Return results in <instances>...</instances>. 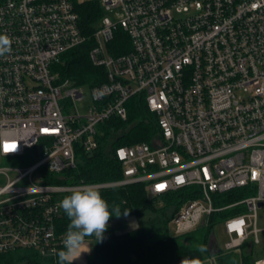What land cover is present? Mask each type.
<instances>
[{
  "label": "built area",
  "instance_id": "built-area-1",
  "mask_svg": "<svg viewBox=\"0 0 264 264\" xmlns=\"http://www.w3.org/2000/svg\"><path fill=\"white\" fill-rule=\"evenodd\" d=\"M87 1L0 0V34L12 40L0 57V156L30 161L0 166V252L21 247L56 256L65 238L55 232L60 202L86 184L142 183L152 196L191 186L172 216L176 234L240 206L222 220L221 249L262 243L264 0H96L104 14L89 33L78 8ZM88 41L91 63L106 80L88 86L92 100L82 113L84 86L62 79L54 64ZM136 95L155 113L157 134L114 147L122 179L43 181L45 171L77 167L79 147L93 152L98 125L112 115L126 120V102ZM242 188V199L214 202ZM256 257L254 264H264V254Z\"/></svg>",
  "mask_w": 264,
  "mask_h": 264
},
{
  "label": "trees",
  "instance_id": "trees-1",
  "mask_svg": "<svg viewBox=\"0 0 264 264\" xmlns=\"http://www.w3.org/2000/svg\"><path fill=\"white\" fill-rule=\"evenodd\" d=\"M80 22L86 32H91L98 17L104 14L98 1L82 2L78 6ZM92 41L68 50L61 56V60L54 64L62 79H69L75 86H94L106 80L104 69L91 63L89 58ZM128 116L121 120L116 115L101 122L99 128V144L93 152L78 151L77 167L66 170L61 174L49 171L43 173V181L49 184H82L100 183L122 179V164L114 154V147L135 142H152L157 134V119L155 113L150 112L143 95L132 96L126 102ZM30 162L26 156H15ZM1 160V156H0ZM193 188L171 191V193L152 196L142 183H128V185L114 186V188H100L101 195L109 204L119 206L121 216H112L109 222L132 214L141 216L150 212L147 220H141L135 229L115 231L108 226L103 242H96L93 250L86 256L87 264H180L182 259L191 261L199 259L203 264L206 256L215 264H254L256 244L247 240L239 248L226 251L219 246L212 252L210 241L217 223L233 214H238L243 207H229L209 215L207 221L200 226L206 227V234L199 246L181 241L184 234H175L168 231V224L173 214L192 195ZM248 195L246 188L234 189L223 194H216L214 202L218 205L242 199ZM162 205L156 204L158 200ZM55 232L59 235L66 234L70 223L62 209L61 215L56 218ZM95 239V237H93ZM88 239V238H86ZM214 241V239L212 240ZM207 246L208 251L201 253L199 247ZM63 249L61 245L58 251ZM0 264H59L58 256H42L35 248L11 249L0 252ZM73 264H78L75 260Z\"/></svg>",
  "mask_w": 264,
  "mask_h": 264
},
{
  "label": "clouds",
  "instance_id": "clouds-1",
  "mask_svg": "<svg viewBox=\"0 0 264 264\" xmlns=\"http://www.w3.org/2000/svg\"><path fill=\"white\" fill-rule=\"evenodd\" d=\"M11 44L9 36L0 34V57L11 52ZM59 206L70 221L63 240V249L56 253L59 264H73L82 253L90 251L86 250V238L95 237L96 242L102 243L111 217L121 216L119 206H113L112 211L109 210L108 202L94 184L76 188L62 199ZM123 214L127 216L128 212ZM199 251H208L207 246L201 245ZM180 264H200V260L182 259Z\"/></svg>",
  "mask_w": 264,
  "mask_h": 264
},
{
  "label": "rangeland",
  "instance_id": "rangeland-1",
  "mask_svg": "<svg viewBox=\"0 0 264 264\" xmlns=\"http://www.w3.org/2000/svg\"><path fill=\"white\" fill-rule=\"evenodd\" d=\"M108 14L111 15L112 17V13L107 12ZM84 86V92L86 93L84 99L82 100V102H78V108L80 109V111L83 113L84 111L87 110V107H85L86 104H89L91 102V93L89 91V87L86 85ZM28 163L30 162H26V160L24 159H20L18 157H2L0 160V166H26L28 165ZM6 180V177H2L0 178V184L4 183ZM158 205H162V201L159 199L157 201ZM258 214H259V226L264 227V206L260 207L258 210ZM152 215V213L145 212L143 215L141 216H136L134 214L130 215V216H124L123 218L120 219H116L115 221L109 222L110 226L112 227L113 230H117V231H126V230H130V229H135L139 226V223L141 220H147V218ZM202 225V224H201ZM200 225V226H201ZM175 223L170 222L168 224V231L171 232L172 234L175 233ZM200 226L196 227L194 230H191L190 232H187V234L182 235L181 241L184 243H190L191 245L194 246H199V244L202 242V239L204 238V235L206 234V227H202L200 229ZM214 234L212 233L211 236L213 235L211 241H210V246L213 247V242L212 241L214 238L217 242V244H219L220 248L224 247V242L226 241L227 237L225 234V231L223 230V223L222 221L217 223L216 226L214 227ZM264 233H261V237H262V243H260L258 246H256V252L257 254H264ZM85 244L87 246L86 250L90 249V251L88 252H84L81 254L80 258H78L76 261L78 264H87L86 262V256L89 254V252H91L93 250L94 244H95V239L93 237H89L88 239L85 240ZM203 264H213L212 259H210L208 256H206L205 261L203 262Z\"/></svg>",
  "mask_w": 264,
  "mask_h": 264
},
{
  "label": "water",
  "instance_id": "water-1",
  "mask_svg": "<svg viewBox=\"0 0 264 264\" xmlns=\"http://www.w3.org/2000/svg\"><path fill=\"white\" fill-rule=\"evenodd\" d=\"M264 203L262 202V203H260V205H263ZM213 247H212V252H215V250H216V247H217V245L218 244H216L215 242H213Z\"/></svg>",
  "mask_w": 264,
  "mask_h": 264
},
{
  "label": "crops",
  "instance_id": "crops-1",
  "mask_svg": "<svg viewBox=\"0 0 264 264\" xmlns=\"http://www.w3.org/2000/svg\"><path fill=\"white\" fill-rule=\"evenodd\" d=\"M214 242H215V240H214ZM215 243L217 244V242H215ZM218 246H219V244L217 245V247H218ZM219 247H220V246H219ZM212 262H213V264H215L213 260H212Z\"/></svg>",
  "mask_w": 264,
  "mask_h": 264
},
{
  "label": "snow or ice",
  "instance_id": "snow-or-ice-1",
  "mask_svg": "<svg viewBox=\"0 0 264 264\" xmlns=\"http://www.w3.org/2000/svg\"><path fill=\"white\" fill-rule=\"evenodd\" d=\"M162 187V186H161Z\"/></svg>",
  "mask_w": 264,
  "mask_h": 264
}]
</instances>
